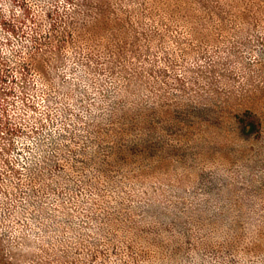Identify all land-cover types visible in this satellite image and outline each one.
I'll use <instances>...</instances> for the list:
<instances>
[{
    "label": "rangeland",
    "instance_id": "obj_1",
    "mask_svg": "<svg viewBox=\"0 0 264 264\" xmlns=\"http://www.w3.org/2000/svg\"><path fill=\"white\" fill-rule=\"evenodd\" d=\"M0 264H264V0H0Z\"/></svg>",
    "mask_w": 264,
    "mask_h": 264
}]
</instances>
